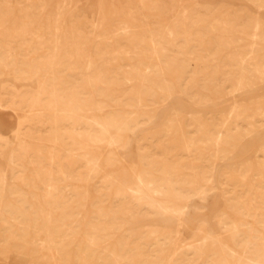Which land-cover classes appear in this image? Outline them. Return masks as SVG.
Instances as JSON below:
<instances>
[{
	"label": "rangeland",
	"instance_id": "obj_1",
	"mask_svg": "<svg viewBox=\"0 0 264 264\" xmlns=\"http://www.w3.org/2000/svg\"><path fill=\"white\" fill-rule=\"evenodd\" d=\"M1 204L0 264H264V0H0Z\"/></svg>",
	"mask_w": 264,
	"mask_h": 264
},
{
	"label": "bare ground",
	"instance_id": "obj_2",
	"mask_svg": "<svg viewBox=\"0 0 264 264\" xmlns=\"http://www.w3.org/2000/svg\"><path fill=\"white\" fill-rule=\"evenodd\" d=\"M80 4V3H79ZM74 15V14H73ZM58 26V25H57ZM56 29H57V31L59 32L61 29H64V27L63 26H58V27H56ZM122 31V30H121ZM58 32H56V33H58ZM22 33V32H21ZM18 35V34H17ZM80 35V34H79ZM29 36V35H28ZM62 36V35H61ZM59 36H57L56 38H58ZM118 37V36H117ZM255 37V36H254ZM73 39V38H72ZM57 41H58V39H57ZM62 41V40H61ZM60 41V42H61ZM74 41H75V39H74ZM154 41V40H153ZM59 42V43H60ZM76 42V41H75ZM78 42V41H77ZM56 43V42H55ZM74 43V42H73ZM151 43V42H150ZM155 43V42H154ZM154 43H152V44H154ZM58 44V43H57ZM57 46V45H56ZM62 45L60 44V47H61ZM75 46H76V44H75ZM154 47H155V49H156V46L155 45H153ZM152 46V47H153ZM153 47V48H154ZM57 49H58V47H57ZM76 49H78V47L76 48ZM59 50V49H58ZM58 50H57V53H58ZM82 50V49H81ZM56 51V50H55ZM79 52V51H78ZM156 52H157V50H156ZM155 52V53H156ZM78 54V53H77ZM81 55V54H80ZM87 57V56H86ZM117 58V57H116ZM116 60V59H115ZM84 61V60H83ZM51 64V63H50ZM90 65H92L91 63H90ZM90 65H89V67H90ZM245 65V64H244ZM92 69V68H91ZM87 72H88V70H87ZM89 73V72H88ZM129 76V75H128ZM130 77V76H129ZM132 79V78H131ZM142 100V99H141ZM51 108V107H50ZM51 110V109H50ZM77 112V111H76ZM261 113V112H260ZM57 115V114H56ZM70 116V115H69ZM104 130V129H103ZM102 131V130H101ZM103 132V131H102ZM105 133V132H104ZM103 134V133H102ZM16 136V135H15ZM220 137V136H219ZM14 138V137H13ZM103 138V137H102ZM97 140V139H96ZM117 140V139H116ZM111 141H113V140H111ZM115 141V140H114ZM220 141V140H219ZM99 142V141H98ZM92 143H94V142H92ZM102 143H103V141H102ZM102 143H100L101 145H102ZM106 144H107V142H105ZM109 143V142H108ZM112 143V142H111ZM118 143V142H117ZM96 146H97V144H96ZM100 146V145H99ZM104 146V145H103ZM109 146V145H108ZM54 148V147H53ZM89 148V147H88ZM91 148V147H90ZM93 148H95V147H93ZM98 148V147H97ZM49 149V148H48ZM55 149V148H54ZM86 149V148H85ZM102 149V148H101ZM29 150V149H28ZM28 150H27V152H25V153H28ZM88 150V149H87ZM82 151V150H81ZM41 152V151H40ZM83 152V151H82ZM82 152H80V153H82ZM85 152V151H84ZM103 153V152H102ZM52 154V153H51ZM101 154V153H100ZM77 157H78V155H77ZM88 160V159H87ZM90 163V162H89ZM98 166V165H97ZM94 169V168H93ZM140 178V177H139ZM141 179V178H140ZM23 181V180H22ZM140 181H142V180H140ZM140 185H141V183H140ZM143 185V184H142ZM137 186V185H136ZM39 187V186H38ZM143 188V187H142ZM139 189V188H138ZM143 190V189H142ZM130 191V190H129ZM143 192V191H142ZM132 193V192H131ZM134 193V192H133ZM140 193H141V191H140ZM46 194V193H45ZM139 194V193H138ZM136 195V194H135ZM134 195V196H135ZM140 196V195H139ZM138 196V197H139ZM143 196V195H142ZM1 203H3V202H1ZM0 206H2V204L0 205ZM8 208V207H7ZM51 211V210H50ZM51 213V212H50ZM65 214H66V212H65ZM178 231V230H177ZM177 235H181L180 234V231L178 232V234ZM264 235V234H263ZM51 236V235H50ZM264 237V236H263ZM222 238V237H221ZM51 239V238H50ZM49 239V240H50ZM177 241H179V239L177 238L176 239ZM221 244V243H220ZM207 245V244H206ZM50 246V245H49ZM197 246V245H196ZM222 247V246H221ZM45 248V247H44ZM200 249H201V246L199 247ZM47 251H49V250H47ZM229 251V250H228ZM231 252V251H230ZM246 252V251H245ZM199 253H201L200 251H199ZM52 254V253H51ZM50 255V254H49ZM58 255H59V253H58ZM115 255V254H114ZM53 256V255H52ZM176 257V256H175ZM55 259H56V256H55ZM58 259V258H57ZM54 260V259H53ZM55 263V262H54Z\"/></svg>",
	"mask_w": 264,
	"mask_h": 264
}]
</instances>
